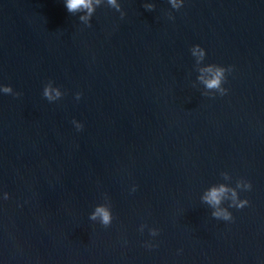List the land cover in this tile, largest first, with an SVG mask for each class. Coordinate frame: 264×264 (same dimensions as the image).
I'll list each match as a JSON object with an SVG mask.
<instances>
[{
  "label": "water",
  "instance_id": "obj_1",
  "mask_svg": "<svg viewBox=\"0 0 264 264\" xmlns=\"http://www.w3.org/2000/svg\"><path fill=\"white\" fill-rule=\"evenodd\" d=\"M117 3L87 27L0 0V264H264V0ZM207 65L232 68L226 95H203ZM220 186L249 202L226 193L232 221L203 201Z\"/></svg>",
  "mask_w": 264,
  "mask_h": 264
},
{
  "label": "clouds",
  "instance_id": "obj_2",
  "mask_svg": "<svg viewBox=\"0 0 264 264\" xmlns=\"http://www.w3.org/2000/svg\"><path fill=\"white\" fill-rule=\"evenodd\" d=\"M65 7L70 14H78L83 13V15L79 16V20L87 27H91L90 20L92 19L93 15L96 12V9L105 2V0H64ZM106 3L112 9H115L117 12H120L121 18L123 19L125 13L121 9V4L117 3V0H106ZM169 3L172 9L179 11L183 6V0H169ZM143 7L148 10H154V4H144ZM170 19H174V17L169 14ZM191 55L196 57V63L200 64L203 63L206 53L203 48L199 45L193 46L191 49ZM200 75L198 77L199 81L204 85L206 92L203 93L205 96H211L214 93H219L221 96L227 94V89L223 87V84L227 81V75L232 72V68H225L218 65H207L198 69ZM52 82H49L43 90V96L49 101H57L62 98L63 93L60 91L59 88H53ZM4 94H11L19 96V93H13V89L10 86H4L0 88ZM81 94H77L76 99H80ZM76 129L82 130L83 125L73 121ZM238 188H243L244 191L251 190V183L246 182L244 180H240L237 182ZM136 191V188H133V192ZM231 191V198L233 204L230 205L231 207H235L236 209H243L244 207L248 206L249 202L247 200H237V194L234 190H230L225 188L224 186H220L219 188L213 187L210 191H208L205 196L203 197V201L213 208L217 209L212 213V216L218 220L224 221H232L233 216L225 209L219 208L221 204L222 198L226 196V193ZM5 199H8L6 196ZM99 218L100 223L105 228L109 227L112 224L113 216L112 213L103 206L96 207L94 213L90 216V220H97ZM150 235L155 237L158 235V230L152 229L150 230ZM151 247L152 245H147Z\"/></svg>",
  "mask_w": 264,
  "mask_h": 264
}]
</instances>
